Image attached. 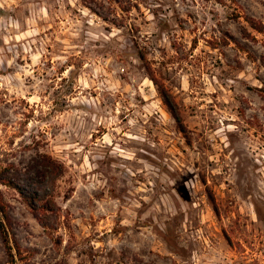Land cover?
<instances>
[{
	"label": "rangeland",
	"instance_id": "1",
	"mask_svg": "<svg viewBox=\"0 0 264 264\" xmlns=\"http://www.w3.org/2000/svg\"><path fill=\"white\" fill-rule=\"evenodd\" d=\"M42 155L17 264H264V0H0V164Z\"/></svg>",
	"mask_w": 264,
	"mask_h": 264
},
{
	"label": "trees",
	"instance_id": "2",
	"mask_svg": "<svg viewBox=\"0 0 264 264\" xmlns=\"http://www.w3.org/2000/svg\"><path fill=\"white\" fill-rule=\"evenodd\" d=\"M175 118L182 128L183 123L180 117L175 115ZM62 175V164L46 155L40 156L35 165L25 172L13 165L0 164V236L9 264H17L21 250L10 236L9 230L13 220L1 188L5 187L18 192L33 216L46 228L48 224L41 215L42 212L53 211L55 184Z\"/></svg>",
	"mask_w": 264,
	"mask_h": 264
}]
</instances>
